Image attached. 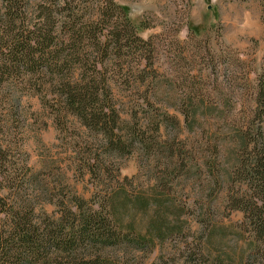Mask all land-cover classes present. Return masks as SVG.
I'll return each mask as SVG.
<instances>
[{"label": "rangeland", "instance_id": "rangeland-1", "mask_svg": "<svg viewBox=\"0 0 264 264\" xmlns=\"http://www.w3.org/2000/svg\"><path fill=\"white\" fill-rule=\"evenodd\" d=\"M39 1L28 0L25 18L36 15ZM99 1H81L80 21L85 25ZM115 1L127 7L135 23L143 22L138 32L151 40L143 53H151L156 70L148 71L153 74H148L149 81L133 93H151L156 120L165 109L179 122L162 118L156 144H138L126 153L110 151L76 116L57 115L56 101L29 92L23 82L30 63L20 61L15 67L7 60L0 64L1 148L5 146L14 165H27L25 193L36 210L52 214L58 205L81 197L102 209L100 219L114 223V229L129 227L135 236L149 237L144 243L124 240L106 248L115 261L120 257L122 264H240L252 235L243 212L224 199L225 170L231 169L236 151L231 135L251 113L255 77L264 61V0ZM105 38L110 43L105 52L89 39L82 44L86 56L103 57L107 75L114 79V38L109 33ZM126 38L115 52L122 54L125 65H142L144 45L133 36ZM16 56L18 61L23 57ZM190 104L197 107L198 117L192 129L183 115ZM121 114L128 118L124 110ZM215 143L222 190L196 164L215 158ZM109 210L114 219L105 221L111 218L105 214Z\"/></svg>", "mask_w": 264, "mask_h": 264}, {"label": "trees", "instance_id": "trees-1", "mask_svg": "<svg viewBox=\"0 0 264 264\" xmlns=\"http://www.w3.org/2000/svg\"><path fill=\"white\" fill-rule=\"evenodd\" d=\"M81 1L40 0L35 5L36 15L25 18L28 0H1L0 64L7 60L15 62V67L20 61L30 63L25 74L27 81L23 82L29 92L45 101H56L57 115L76 116L81 125L101 136L108 150L126 153L136 145L156 144L162 118L176 122L179 119L164 109L156 120L157 113L150 106L151 93L142 97L133 93L149 81L148 74L152 73L148 71L156 70L151 53H143L145 46L151 44L138 32L143 22L135 23L124 4L100 0L90 24L85 25L80 21L84 16ZM108 33L114 38V79L107 75L103 57L86 56L82 44L89 39L105 52L110 46L105 38ZM128 36L144 45L140 52L142 65H125L122 54L115 52L121 50L122 41ZM18 54L23 56L19 61ZM69 59L73 61L65 65ZM255 78L253 107L244 121L234 127L231 140L236 151L231 169L225 170L228 185L224 199L231 208L243 212V222L252 235L249 251L240 264H264V61ZM123 110L128 118L122 117ZM196 113L197 107L192 104L183 109L189 129L198 122ZM3 145L0 142V264H122V259L115 261L106 248L124 240L144 243L149 239L143 233L135 236L129 227L125 231L114 229V223L100 219L102 209L85 203L81 197L58 205L52 214L42 208L36 210L25 193L27 165L21 161L14 165L5 146L1 148ZM218 151L215 143V158L196 164L222 190L220 170L216 167ZM47 200L60 204L52 198ZM105 214L111 216L105 221L114 219L110 210Z\"/></svg>", "mask_w": 264, "mask_h": 264}]
</instances>
